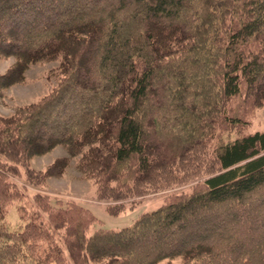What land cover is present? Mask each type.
I'll list each match as a JSON object with an SVG mask.
<instances>
[{
    "label": "trees",
    "instance_id": "16d2710c",
    "mask_svg": "<svg viewBox=\"0 0 264 264\" xmlns=\"http://www.w3.org/2000/svg\"><path fill=\"white\" fill-rule=\"evenodd\" d=\"M0 56V94L59 62L47 94L0 114V264H264V131L226 135L232 97L264 102V0H0ZM73 157L113 200L188 165L206 177L118 229L38 192L6 220L19 177L40 185Z\"/></svg>",
    "mask_w": 264,
    "mask_h": 264
},
{
    "label": "rangeland",
    "instance_id": "374dc122",
    "mask_svg": "<svg viewBox=\"0 0 264 264\" xmlns=\"http://www.w3.org/2000/svg\"><path fill=\"white\" fill-rule=\"evenodd\" d=\"M13 61L12 57L0 56V73L5 72ZM58 63V60H52L31 64L25 71L23 82L13 84L0 94V114L10 115L20 106L35 102L47 94L58 80L56 74ZM227 109L230 110L229 115L241 119L240 123L226 134L229 138L264 131V102L253 103L252 100L247 99L245 93H241L232 97ZM151 137L150 141L155 142V138ZM64 155H66L65 149L57 146L45 154L31 158L29 165L34 171L43 170L54 159ZM77 159L78 157L70 158L68 166L61 175L49 177L40 185L26 183L24 176L19 177L17 181L20 186L26 185L24 188L26 195L20 201H14L9 205L6 220L15 223L16 226L17 222L18 224L21 222L18 219L22 215V210L27 218L35 208L31 200L32 195L38 192L63 200H72L86 207L98 219V222L90 227V231L99 227L118 229L131 224L140 214L159 207L170 194L189 193L194 184L206 177L200 171L197 174L192 173L193 168L188 165L173 177L176 179L153 182L139 190V194L113 200L99 196L95 182L76 168ZM19 205L22 208H19ZM179 262V259H174L171 264H179Z\"/></svg>",
    "mask_w": 264,
    "mask_h": 264
}]
</instances>
